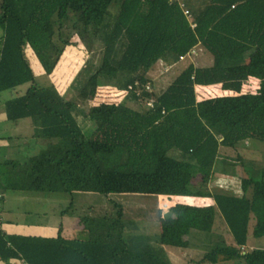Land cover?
Returning <instances> with one entry per match:
<instances>
[{
    "label": "trees",
    "instance_id": "16d2710c",
    "mask_svg": "<svg viewBox=\"0 0 264 264\" xmlns=\"http://www.w3.org/2000/svg\"><path fill=\"white\" fill-rule=\"evenodd\" d=\"M70 48L90 61L73 99L37 85L27 57L51 75ZM192 51L211 64L197 67L193 55L162 93L146 90L159 63H184ZM254 67L264 69V0H0V94L13 92L3 115L13 125L29 120L39 149L21 161L0 156V191H36L35 165L46 169L38 180L70 194L211 196L233 243L213 240L185 263L264 264L263 248L246 249L250 233L264 238V167L224 154L264 143V91H244ZM215 86L220 95L199 91ZM102 90L120 96L108 112ZM88 119L90 135L81 125ZM222 166L245 173L241 196L208 191ZM89 210L74 240L10 235L0 220V264H175L170 252L188 250L192 231L212 237L191 211L169 212L148 234L123 207L96 217Z\"/></svg>",
    "mask_w": 264,
    "mask_h": 264
},
{
    "label": "rangeland",
    "instance_id": "374dc122",
    "mask_svg": "<svg viewBox=\"0 0 264 264\" xmlns=\"http://www.w3.org/2000/svg\"><path fill=\"white\" fill-rule=\"evenodd\" d=\"M200 54L202 56V53L199 52L193 61L197 62L199 58L203 59L202 62L204 61V63H207L205 56L199 57ZM27 57L34 70L37 85L45 88L56 86L60 90L62 89L65 91L66 94H64L66 95V98L73 99L75 97L80 83L83 82L88 75V72L86 75H84V71L88 67V63H90V61L87 62L86 56L76 48H70L66 52L65 56L59 62L57 68L51 75H46L43 72L33 54L29 50L27 51ZM92 59L95 58L92 57L91 60ZM96 60L93 61V63H96ZM190 60L191 59H186L184 60V63L177 65V67L168 77L167 86L173 80V78L178 75L184 65H186V63ZM209 61H211V58H209ZM195 65L197 67L207 66V64L198 62ZM67 86L68 88H66ZM29 87L30 84L21 86L17 89V92L24 93ZM199 91L204 93L203 96H215L221 94L219 89L215 87H200ZM244 91H252L256 93L264 91L263 68H250V78L248 82L244 83ZM156 92L160 93L161 91ZM12 96L13 92H4L0 94V114H3V102ZM198 98L201 97L198 95ZM119 99L120 96L108 90H102L98 94V103L101 106L102 112H108L111 110L112 104L116 103ZM81 125L87 135H90L92 130L96 127V123L90 119L83 121ZM32 131L33 127L31 126V122L27 119L20 121L17 128L5 118L0 119V136L10 135L18 138L19 136H23L24 138H27V140L31 141L30 138L33 135ZM39 141L40 143H43L42 145H44V140ZM37 150L39 151V149H36L34 154L37 153ZM31 154L34 155L33 152ZM224 154L234 160L238 156H241L240 159H245L246 161L253 160L259 164V166L264 167V143L261 142H246L243 145L241 144L237 150H226V153ZM29 157L30 156L25 157L24 160ZM225 168L226 173L223 171H218L214 174L208 184V191L211 193V195L222 193L226 195L241 196V178L246 176L245 173L242 171L240 166L233 168L226 166ZM44 192L45 189L43 188L42 191L39 190L38 193H32L33 198L28 206H30L31 209L37 213L42 214L43 212H47L48 214L52 215V213L55 214L57 211L72 205L73 211L72 215L70 216L73 221V226H77L78 228H80V218L85 216V214H88L86 213V210L88 211L90 209L89 211H94L90 213V216L96 217L104 216L105 214L114 215L117 211V207H123L127 214L133 218H136V220L140 222V225L147 229L148 234H158L159 221L163 219L169 212L176 210L191 211L193 214L205 219L211 224L212 232L210 235H212V237L208 236L209 234L204 232L192 231V236L190 238L191 245L188 250H177L170 252L172 260L176 262L175 264H187L185 262L198 259L203 253L208 252L214 247V244H211L213 240L215 241L217 239L223 238L226 244L229 245L233 243L232 235L228 231L219 214H217L211 196H105L96 192H91V194H83L80 192L76 193V191H71V194L68 195L64 193L53 192L52 190H50V192ZM3 194L5 196L4 202L6 203L10 198L11 192L4 191ZM66 200H68V202L65 204ZM59 206H62V208L59 209ZM3 216L5 218L13 217L14 215L3 213ZM254 248L264 249V238L254 239L250 233L246 249L250 251Z\"/></svg>",
    "mask_w": 264,
    "mask_h": 264
},
{
    "label": "crops",
    "instance_id": "0c3cea01",
    "mask_svg": "<svg viewBox=\"0 0 264 264\" xmlns=\"http://www.w3.org/2000/svg\"><path fill=\"white\" fill-rule=\"evenodd\" d=\"M204 56L206 58L207 63H204V61L202 62L203 59H199V58L197 62L202 63V64H207V66H209L211 64V61H209L210 57L208 58V55L202 54L201 56L200 54L199 57H204ZM197 62H195V64ZM178 64H181V63H178ZM177 65L166 68L162 63H159L154 68V70L150 72L148 76H149V79L152 81V85H153L152 89L155 92L161 91L160 93H162L166 89L168 77L173 72V70L177 67ZM248 68L249 67H246V69ZM256 68L257 67H254V69ZM66 88H68V86ZM210 88H213V87H210ZM215 88H218L220 90V86H215ZM58 90L60 89L58 88ZM61 92L63 94L65 93L64 90H62ZM2 118H4V115L0 114V119ZM14 127L17 128L18 124L14 125ZM32 134H33V131H32ZM0 138H1L0 156L9 155L10 157L17 158L21 161L25 157L31 156L32 152L33 154L34 152H36V146L34 147L33 145H31V143H29L30 141L27 140V138H24L23 136H19L18 138V137H13L10 135H5V136H0ZM225 167L224 166L223 168L220 167L219 172L223 171L224 173H226ZM38 170L40 172L42 171V173L43 172L46 173V169L42 167H37L34 165L33 181H34L35 187L36 186L38 187V188L36 187L37 190L34 192L38 193L39 190L42 191V189L44 188L45 192L47 191L50 192V190H52L53 192H57V193H64L67 195L70 194L68 192H63V190L59 188L53 187L51 182L48 180L47 181L38 180L37 179L39 176L37 175ZM34 192H11L10 198L5 203L4 202L5 196L3 194V191H0V220L3 223V226H2L3 230L7 234H10V235L54 238L60 234L66 240L78 239L80 237L81 229L78 228L77 226L76 227L73 226V221L70 216L62 214L63 212V209H61L62 206H59L60 207L59 209L61 210L57 211L55 214L52 213V215L48 214L47 212L45 213L43 212L42 214L37 213L34 210H32L30 206H28V204H30L32 201V198H33L32 193ZM79 192L83 194H91L90 191H86V192L76 191V193H79ZM76 193H73V194H76ZM67 202L68 200H66L65 204ZM3 213L5 214L8 213V215L13 214L14 216L4 218Z\"/></svg>",
    "mask_w": 264,
    "mask_h": 264
},
{
    "label": "built area",
    "instance_id": "2783aa9c",
    "mask_svg": "<svg viewBox=\"0 0 264 264\" xmlns=\"http://www.w3.org/2000/svg\"><path fill=\"white\" fill-rule=\"evenodd\" d=\"M184 13H185L186 16H188V17L190 16V14H189V12L187 10H185ZM192 27H194V25H192ZM196 54L197 53L195 51H192L190 54H188V56L181 58V61H183V60H185L187 58H191V56L196 55ZM130 89H131V87H130ZM151 89L152 88H151L150 84H147L146 85V90L150 92ZM148 105L152 106V103H148Z\"/></svg>",
    "mask_w": 264,
    "mask_h": 264
}]
</instances>
